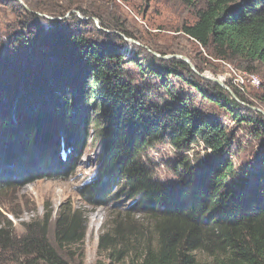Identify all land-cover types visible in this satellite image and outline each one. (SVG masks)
I'll return each mask as SVG.
<instances>
[{
  "label": "trees",
  "instance_id": "obj_1",
  "mask_svg": "<svg viewBox=\"0 0 264 264\" xmlns=\"http://www.w3.org/2000/svg\"><path fill=\"white\" fill-rule=\"evenodd\" d=\"M183 29L204 48L214 46L219 56L249 61L264 73V0H207L206 7L198 10L197 21ZM64 40L68 47L75 45V40ZM103 54L98 48L76 52L78 62L63 52L53 71H43L47 76H34L35 88L12 76L0 79V188L14 185L17 176L19 180L30 175L48 177L53 172H67L75 164L69 154L88 133L87 109L78 107L75 98L59 97L55 88L58 85L64 93L70 78L75 80L88 70L89 81L81 84L79 99L85 102L93 97L101 111L103 153L99 179L86 190L105 200L120 190L135 199L134 207L159 219L158 250L142 253L137 264H264V116L256 110L235 115L240 125L252 128L251 135L261 138L263 150L256 166L240 161L239 174L232 158L230 127L201 117L169 90V85L163 101L142 96L134 84L120 78L117 70L121 69L109 66L113 64L111 56ZM173 62L162 63L154 72L156 77L177 72ZM90 82L93 93L87 91ZM189 83L206 96L207 91L197 83ZM214 86L217 105L233 116L238 103L232 102L221 86ZM259 99L264 107V94ZM197 140L214 154L201 163V169L188 152ZM157 144L179 150L176 162L169 165L176 175L173 182L154 175L144 154ZM68 222L59 231L60 243L82 241L85 231H79L77 219ZM4 233L0 230L1 248L5 246L2 241L10 237ZM210 237L227 249L225 256L212 261L198 259L193 251L205 247ZM15 240L20 250L37 253L48 264H67L48 243L46 228L29 230ZM103 243L104 237L100 247Z\"/></svg>",
  "mask_w": 264,
  "mask_h": 264
},
{
  "label": "rangeland",
  "instance_id": "obj_2",
  "mask_svg": "<svg viewBox=\"0 0 264 264\" xmlns=\"http://www.w3.org/2000/svg\"><path fill=\"white\" fill-rule=\"evenodd\" d=\"M206 5L207 0L192 3L186 0H0V79L12 76L15 81L35 88L34 76H47L43 71L50 68L53 71L63 52L80 62L76 52L98 48L103 57L111 56L113 64L109 66L121 69L117 70L120 78L134 84L142 96L163 101L168 97L165 88L169 85V90L186 100L201 117L230 127L234 138L232 158L240 174V161L256 166L263 150L261 138L251 135L252 128L240 125L235 115L256 110L264 116L259 99L264 94V73L249 61L219 56L214 46L204 48L184 31V26L197 21L198 10ZM64 39L75 40V45L66 46ZM78 40L83 46H76ZM171 60L178 71L156 77L154 72ZM88 76L87 70L76 75L75 80L70 78L64 93L57 84L55 88L59 97L75 98L78 107L87 109L88 133L69 154H73L75 164L67 172H53L43 178L30 175L19 180L11 174L15 184L0 188V230L10 236L2 241L3 248L0 245V264H48L37 253L20 250L15 240L39 227L46 228L48 243L67 264H131L132 261L137 264L142 253L158 250L161 236L158 218L134 207L135 199L120 190L112 193L114 198L106 200L86 190L99 179L103 153L101 111L93 104V97L85 102L79 99L81 84L88 83ZM208 76L220 79L227 88ZM189 81L206 90V96ZM215 84L231 96L232 102L238 103L233 116L217 105L218 98L212 94ZM86 87L88 93L94 92L91 82ZM188 152L200 169L202 162L214 156L201 140L192 143ZM178 153L172 145L157 144L144 154L150 159L154 175L170 183L176 175L169 165L176 162ZM93 195L95 199L91 198ZM74 219L78 221L79 231H85L84 239L63 245L59 231L66 220L71 223ZM102 237L104 243L100 247ZM210 238L205 247L193 251L198 259L212 261L225 256L227 249L213 242L216 237Z\"/></svg>",
  "mask_w": 264,
  "mask_h": 264
},
{
  "label": "water",
  "instance_id": "obj_3",
  "mask_svg": "<svg viewBox=\"0 0 264 264\" xmlns=\"http://www.w3.org/2000/svg\"><path fill=\"white\" fill-rule=\"evenodd\" d=\"M17 1H20V0H17ZM155 54H156V53H155ZM157 56H158V54H157ZM169 57H172V56H165V57H163V58H169ZM175 57H181V56L176 55ZM181 58H182V57H181ZM184 60H185V62L189 63V60H188L186 57L184 58ZM202 77H204V75H202ZM206 78L211 79V80H213V81L219 83L222 87L227 88V87L225 86V84H224L220 79H217V78H214V77H210V76H208V77H206Z\"/></svg>",
  "mask_w": 264,
  "mask_h": 264
}]
</instances>
